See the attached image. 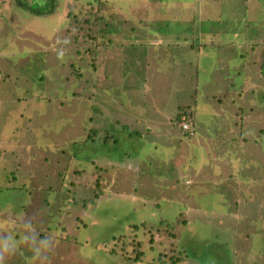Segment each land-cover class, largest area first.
<instances>
[{
	"label": "rangeland",
	"instance_id": "obj_1",
	"mask_svg": "<svg viewBox=\"0 0 264 264\" xmlns=\"http://www.w3.org/2000/svg\"><path fill=\"white\" fill-rule=\"evenodd\" d=\"M50 1L0 0V264H264V0Z\"/></svg>",
	"mask_w": 264,
	"mask_h": 264
},
{
	"label": "trees",
	"instance_id": "obj_2",
	"mask_svg": "<svg viewBox=\"0 0 264 264\" xmlns=\"http://www.w3.org/2000/svg\"><path fill=\"white\" fill-rule=\"evenodd\" d=\"M16 1V3H18L19 5H20V0H15ZM19 1V2H18ZM45 1H47V0H45ZM51 1H54V3H56V1H58V0H51ZM50 1V2H51ZM66 1V0H65ZM97 1V0H96ZM59 2V1H58ZM64 7H68L67 5H65ZM96 7V9L94 10V12H95V14L96 13H99V12H101V10H103V9H106L107 8V6H106V4H105V2H104V0H100L99 2H98V4H97V6H95ZM94 7V8H95ZM53 9L55 10L56 8L55 7H53ZM67 9H69V11H68V14H69V12L71 11V9L70 8H67ZM53 10V11H54ZM32 12H35L34 10L32 11ZM260 62H261V67H263L264 68V51H263V53H262V55H261V58H260ZM182 109H184L185 110V108H182ZM180 114L181 113H178V115H177V118L179 119L180 118ZM182 128V127H181ZM184 128V127H183ZM184 130H186V132L187 133H185L184 135L185 136H189V137H191V136H193L194 134V132H192V133H189V129L188 128H184ZM105 170V168L104 167H102V168H99V170H98V172L100 173V171H104ZM100 179V181H102V182H105L106 180L103 178V176H100L97 180H99ZM98 193H96V195H97ZM61 236H62V234H61Z\"/></svg>",
	"mask_w": 264,
	"mask_h": 264
},
{
	"label": "built area",
	"instance_id": "obj_3",
	"mask_svg": "<svg viewBox=\"0 0 264 264\" xmlns=\"http://www.w3.org/2000/svg\"><path fill=\"white\" fill-rule=\"evenodd\" d=\"M183 127H184V128H187V127H186V124H184V126H183Z\"/></svg>",
	"mask_w": 264,
	"mask_h": 264
}]
</instances>
